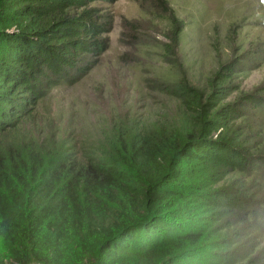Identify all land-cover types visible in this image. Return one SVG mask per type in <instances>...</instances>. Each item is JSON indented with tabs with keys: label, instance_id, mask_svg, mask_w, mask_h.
<instances>
[{
	"label": "trees",
	"instance_id": "trees-1",
	"mask_svg": "<svg viewBox=\"0 0 264 264\" xmlns=\"http://www.w3.org/2000/svg\"><path fill=\"white\" fill-rule=\"evenodd\" d=\"M117 1L0 0V264H260L255 248L225 253L242 236L216 228L237 215L264 223V208L228 181L264 186V153L235 124L264 114L263 97L219 104L233 92V65L206 96L185 82L169 91L183 104L179 124L115 129L81 162L64 147L3 140L50 90L90 73L112 25L91 5ZM172 19L177 48L183 24Z\"/></svg>",
	"mask_w": 264,
	"mask_h": 264
},
{
	"label": "rangeland",
	"instance_id": "rangeland-1",
	"mask_svg": "<svg viewBox=\"0 0 264 264\" xmlns=\"http://www.w3.org/2000/svg\"><path fill=\"white\" fill-rule=\"evenodd\" d=\"M164 1L166 7L158 0L92 4L112 23L102 35L107 49L90 58L93 66L86 77L50 90L33 107L30 119L3 140L32 142L42 152L64 147L81 162L87 152L103 151L115 129L158 120L179 124L183 104L169 91L185 82L206 96L212 78L227 65L236 69L227 83L233 92L221 97V106L248 95L264 100V0ZM173 16L183 24L177 48L171 41ZM235 124L248 137V149L263 154L264 114L251 110ZM228 181L254 200L255 209L263 210L264 186L238 174L230 175ZM227 220L224 229L221 222L216 228L223 230L224 239L240 234L242 241L241 249L225 253L255 248L264 264V223L241 215L233 218L231 226Z\"/></svg>",
	"mask_w": 264,
	"mask_h": 264
}]
</instances>
